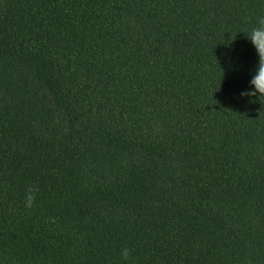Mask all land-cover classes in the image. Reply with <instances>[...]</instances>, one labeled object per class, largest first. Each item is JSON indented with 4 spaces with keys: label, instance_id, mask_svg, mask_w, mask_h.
<instances>
[{
    "label": "trees",
    "instance_id": "trees-1",
    "mask_svg": "<svg viewBox=\"0 0 264 264\" xmlns=\"http://www.w3.org/2000/svg\"><path fill=\"white\" fill-rule=\"evenodd\" d=\"M259 15L0 0V264H264Z\"/></svg>",
    "mask_w": 264,
    "mask_h": 264
},
{
    "label": "clouds",
    "instance_id": "clouds-1",
    "mask_svg": "<svg viewBox=\"0 0 264 264\" xmlns=\"http://www.w3.org/2000/svg\"><path fill=\"white\" fill-rule=\"evenodd\" d=\"M245 33L258 54V63L254 75L248 81V87L239 92L246 103L259 102L264 104V15H259L256 20V27ZM38 189L29 185L25 189L24 206L26 209L33 207ZM120 258L123 264H131L132 252L128 247L120 250Z\"/></svg>",
    "mask_w": 264,
    "mask_h": 264
}]
</instances>
